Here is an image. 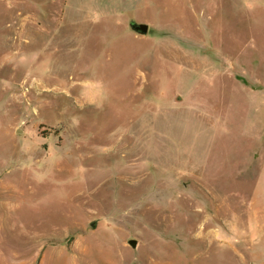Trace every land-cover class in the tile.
<instances>
[{
	"label": "rangeland",
	"instance_id": "1",
	"mask_svg": "<svg viewBox=\"0 0 264 264\" xmlns=\"http://www.w3.org/2000/svg\"><path fill=\"white\" fill-rule=\"evenodd\" d=\"M229 1L0 0V264H264L229 89L264 88V0Z\"/></svg>",
	"mask_w": 264,
	"mask_h": 264
},
{
	"label": "crops",
	"instance_id": "2",
	"mask_svg": "<svg viewBox=\"0 0 264 264\" xmlns=\"http://www.w3.org/2000/svg\"><path fill=\"white\" fill-rule=\"evenodd\" d=\"M240 2L241 7V0H237ZM236 0H230L228 2V7L231 9H239V6L237 4ZM77 6V5H76ZM74 6H67L68 8H65L64 14L67 13H79L80 10L76 9L77 7ZM67 9H70V11H67ZM72 9V11H71ZM242 14V13H241ZM252 14V13H250ZM262 27V26H261ZM243 26H241V29ZM250 30H254L253 26L250 27ZM256 29V28H255ZM258 30V29H256ZM217 30H208L206 27H203V32L205 33L206 41L205 45L207 46H215V42L218 41V39L213 35L214 32ZM232 31V30H231ZM233 31H240V30H233ZM233 33V38H235L236 33ZM209 33V34H208ZM254 40V39H253ZM213 76L210 75V78ZM245 83V82H243ZM219 89H224L222 87H219ZM231 91L235 89H240L243 93V96L245 98V106L243 110V116H242V122L245 124V129L248 130L250 136L253 137V142L257 143H263L264 142V88L257 87L256 89L252 87L248 88H229ZM206 90V89H205ZM204 90V91H205ZM207 99L204 98L203 103L201 105L203 111L205 109L207 110ZM196 107V106H195Z\"/></svg>",
	"mask_w": 264,
	"mask_h": 264
},
{
	"label": "water",
	"instance_id": "3",
	"mask_svg": "<svg viewBox=\"0 0 264 264\" xmlns=\"http://www.w3.org/2000/svg\"><path fill=\"white\" fill-rule=\"evenodd\" d=\"M127 26L131 32L139 36H146L149 30V27L146 23L136 22L133 19L128 20ZM128 245L134 249L136 247V241L133 239H130L128 241Z\"/></svg>",
	"mask_w": 264,
	"mask_h": 264
},
{
	"label": "bare ground",
	"instance_id": "4",
	"mask_svg": "<svg viewBox=\"0 0 264 264\" xmlns=\"http://www.w3.org/2000/svg\"><path fill=\"white\" fill-rule=\"evenodd\" d=\"M7 210H8V208H7ZM35 218H36V217H35ZM33 219H34V218H33ZM34 220H36V219H34ZM33 226H34V225H33ZM33 226H32V227H33ZM32 227H31V228H32Z\"/></svg>",
	"mask_w": 264,
	"mask_h": 264
}]
</instances>
